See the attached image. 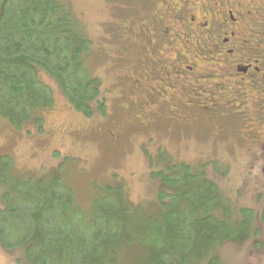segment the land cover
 <instances>
[{"label":"trees","instance_id":"obj_1","mask_svg":"<svg viewBox=\"0 0 264 264\" xmlns=\"http://www.w3.org/2000/svg\"><path fill=\"white\" fill-rule=\"evenodd\" d=\"M91 46L64 0H0V119L44 131L55 96L41 71L76 111L107 114L101 80L86 63ZM164 166L154 173L159 215L135 219L121 187L85 208L60 176L19 178L13 160L0 156V245L23 250L32 264H218L224 245L251 238L252 210L237 220L205 174Z\"/></svg>","mask_w":264,"mask_h":264},{"label":"rangeland","instance_id":"obj_2","mask_svg":"<svg viewBox=\"0 0 264 264\" xmlns=\"http://www.w3.org/2000/svg\"><path fill=\"white\" fill-rule=\"evenodd\" d=\"M64 1L83 35L92 42L86 63L91 75L101 80L104 96L107 97V114L95 112L88 118L76 111L58 83L41 71V78L53 88L55 96L54 108L43 112L44 131L39 132L31 123L18 130L0 119V156L13 160L14 176L31 179L60 176L73 188L77 200L85 208L109 188L121 187L133 209L130 210L132 216L140 219L147 212L159 215L160 186L154 173L163 169L164 165L178 167L182 163L188 164L195 173L205 174L215 183L222 195V205L234 211L237 220L241 219L242 210H252L256 215L255 232L251 238L241 241V236V240L224 245L218 264H264V141L261 146L255 147L257 135L250 133L256 125L253 119L255 114L251 112L250 117L230 121L227 127L229 131L220 135L218 133L222 129H214L209 134L200 131V126V130L197 127L177 130L169 137L162 126L147 130L132 125L133 112L125 114L120 106L123 102L118 98L117 82L121 81L118 74L123 66L118 68L116 60L111 58L115 51L109 47L115 46L109 41L114 42V35L122 33L119 24L123 28L129 27L135 20L130 16L139 13L148 0ZM198 42L194 50L199 58L196 60L195 57L196 62L212 63L211 59L217 56L204 54L201 48L206 46L198 45ZM129 43L136 45L138 41L132 36ZM191 43L195 44V41L191 40ZM192 44L185 45L186 51L183 44L178 42L174 45L177 49L170 52L171 56L163 57L174 60L179 50L181 54L189 56L194 49ZM125 45L129 44L126 42ZM161 49L160 45L151 46L143 41L137 47V54L125 65L136 64V60L142 59L138 56L146 50L150 51V58L153 57L154 61V50L160 53ZM159 63H163L161 71L170 73L163 68L168 65L167 60ZM183 86L182 90L188 93L181 100L188 106L193 105L191 103L195 97L191 92L199 89V83L193 81ZM249 109L255 110L252 106ZM148 133L164 146L157 149L151 145L152 142L147 141ZM215 162L219 163L221 169L218 171L222 173L215 170ZM1 191L0 188V196ZM0 264L32 263L23 250L6 251L0 245Z\"/></svg>","mask_w":264,"mask_h":264},{"label":"flooded vegetation","instance_id":"obj_3","mask_svg":"<svg viewBox=\"0 0 264 264\" xmlns=\"http://www.w3.org/2000/svg\"><path fill=\"white\" fill-rule=\"evenodd\" d=\"M131 18L135 20L129 27L119 24L122 33L114 35V42L110 39L109 43L115 47L107 43L115 51L114 56L104 54L114 58L118 68L123 66L118 74L121 80L117 82L118 98L123 102L120 106L125 114L133 112L132 125L147 130L162 126L169 137L177 130L192 127L202 128L200 131L209 134L214 129H222L220 135L229 131L230 121L250 117L252 112L256 125L250 133L257 135L255 147L262 145L264 0H148ZM132 36L138 41L136 45L129 43ZM143 41L151 46L160 45L161 52L154 50L153 61L150 51L146 50L138 56L142 59L136 60V64L125 65L137 54V47ZM197 41L198 45L206 46L201 48L204 54L217 56L211 59L212 63L196 62L199 59L194 53ZM126 42L129 45H125ZM178 42L186 51L185 45L192 44L193 52L185 56L179 50L174 60L164 59L163 55L168 58L170 52L177 49L174 45ZM165 60L168 65L163 68L170 72L167 74L161 71L163 63H159ZM193 81L199 83V89L191 92L195 98L193 105L188 106L181 100L188 93L182 87ZM250 106L255 110L250 111ZM148 135L151 145L157 149L164 146L150 133Z\"/></svg>","mask_w":264,"mask_h":264}]
</instances>
